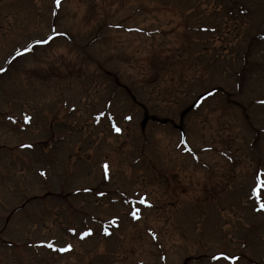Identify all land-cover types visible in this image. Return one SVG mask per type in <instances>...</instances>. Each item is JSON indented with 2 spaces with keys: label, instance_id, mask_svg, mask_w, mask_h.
<instances>
[{
  "label": "rangeland",
  "instance_id": "obj_1",
  "mask_svg": "<svg viewBox=\"0 0 264 264\" xmlns=\"http://www.w3.org/2000/svg\"><path fill=\"white\" fill-rule=\"evenodd\" d=\"M0 68V264H264V0H0Z\"/></svg>",
  "mask_w": 264,
  "mask_h": 264
},
{
  "label": "snow or ice",
  "instance_id": "obj_2",
  "mask_svg": "<svg viewBox=\"0 0 264 264\" xmlns=\"http://www.w3.org/2000/svg\"><path fill=\"white\" fill-rule=\"evenodd\" d=\"M56 4H57V6H59L60 0H56ZM52 39H54V37L53 36H49L45 40L37 41V43H48ZM29 51H31V48L30 47L25 48L23 51H17L16 52V57L23 56L25 53H27ZM16 57H13V59H15ZM2 71H5V69L0 68V72H2ZM116 131L119 132L120 129L119 128H116ZM106 168H107V166L105 165V169ZM261 186H264V181L258 180L257 187L253 189L254 193L257 195V198H259V189H260ZM140 202L141 203H145V201L143 199H141ZM261 208H264V203L261 204ZM138 211L139 210L137 209L135 212H133V216H135L136 218H138ZM90 234H91V230H89L88 232L83 233L81 238H83V236H85V235H90ZM47 246L49 248H53L54 250H58V251H69V250H71V245H68L66 248H63V249H55L54 248V245L51 244V243H49ZM221 258H223V259H229V260L234 259V258H231V257H224L223 255L218 256V257H214V259H221Z\"/></svg>",
  "mask_w": 264,
  "mask_h": 264
}]
</instances>
